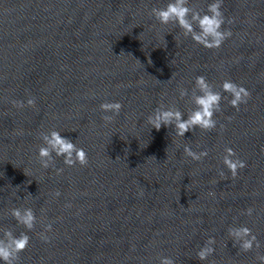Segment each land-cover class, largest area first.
I'll return each mask as SVG.
<instances>
[{"label": "water", "instance_id": "1", "mask_svg": "<svg viewBox=\"0 0 264 264\" xmlns=\"http://www.w3.org/2000/svg\"><path fill=\"white\" fill-rule=\"evenodd\" d=\"M169 2L0 0V238L5 229L30 236L16 264H160V257L261 264L264 0H223V28L232 35L214 49L151 15ZM212 2L189 0L202 13ZM199 75L216 91L231 80L251 98L237 112L223 93L212 131L197 128L181 138L173 127L151 129L147 117L160 104L187 118ZM180 87L188 91L183 99ZM29 98L35 107L12 103ZM115 101L123 107L106 125L102 116L112 113L99 105ZM52 129L84 148L87 166L67 167L54 153L61 174L40 166V134ZM185 145L208 155L192 160ZM225 147L247 162L235 178L222 163ZM29 207L37 217L32 231L10 214ZM48 224L46 243L39 234ZM240 226L257 236L259 249L234 244L228 229ZM209 237L215 251L200 261L196 253Z\"/></svg>", "mask_w": 264, "mask_h": 264}, {"label": "clouds", "instance_id": "2", "mask_svg": "<svg viewBox=\"0 0 264 264\" xmlns=\"http://www.w3.org/2000/svg\"><path fill=\"white\" fill-rule=\"evenodd\" d=\"M223 0H213L208 4L207 11L202 13L190 6L189 0H170L163 8L153 7L151 15L163 25L169 23L176 24L186 37L209 49L220 48L223 43L232 35L230 29L223 28L225 24V16L222 9ZM228 23H232L228 20ZM221 91L214 90V86L208 82L203 75L195 77L194 88L191 93V102L195 105L191 109L187 118L175 106L158 105L152 114L147 117V124L151 129L159 131L161 127H173L175 135L183 138L185 133L200 129L202 131H212L217 127V120L214 118L217 113L222 112L221 102L227 99L223 93L231 96L228 103L237 112L240 110L241 104H247L251 98V93L242 85L231 80H224L220 86ZM179 96L183 99L188 95L187 89L178 88ZM13 105L19 109L24 107H35V98H29L26 104L23 101H12ZM100 110L104 113H112V115H103L104 123L111 124L116 116L121 112L123 105L118 102H104L99 105ZM224 126L221 125V128ZM41 139L43 146L38 149L37 160L43 169L55 168L53 153L56 157H63V163L67 167H74L79 164L81 167L87 166L88 154L82 147H78L71 139L61 135V132L52 129L46 133L42 132ZM184 155L192 160L201 161L208 155L207 150L195 152L188 145L184 146ZM222 163L230 171L232 178H235L239 171L247 167V162L237 157L235 150L231 147H225ZM118 158V157H117ZM155 158V157H152ZM63 168H55L57 174H61ZM221 176L224 173H219ZM55 197L61 195L57 190L53 193ZM66 207H71L66 204ZM254 209L249 207L245 210L246 214L251 216ZM11 216L19 225L24 226L28 231H32L37 222V217L32 208H12ZM52 231V225L45 226L41 232L40 238L44 242H49V236L46 233ZM228 235L232 238L234 244H239L240 250L243 252L252 251L255 247L260 248L257 236L247 226L230 227ZM30 243V236L27 232H21L19 236L14 235L10 229L3 230V238H0V261L4 264H16L20 258V253L24 252ZM216 243L214 237H209L203 247L197 251L196 256L200 261H205L211 256L215 249L213 245ZM256 259L264 264V255H257ZM160 264H175L170 257H160Z\"/></svg>", "mask_w": 264, "mask_h": 264}]
</instances>
